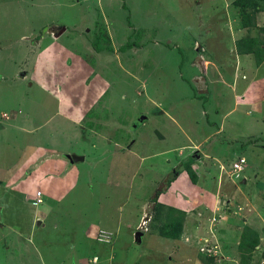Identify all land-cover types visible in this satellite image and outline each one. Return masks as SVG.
<instances>
[{
  "label": "rangeland",
  "instance_id": "1",
  "mask_svg": "<svg viewBox=\"0 0 264 264\" xmlns=\"http://www.w3.org/2000/svg\"><path fill=\"white\" fill-rule=\"evenodd\" d=\"M233 1L0 0V264H264V1Z\"/></svg>",
  "mask_w": 264,
  "mask_h": 264
},
{
  "label": "trees",
  "instance_id": "2",
  "mask_svg": "<svg viewBox=\"0 0 264 264\" xmlns=\"http://www.w3.org/2000/svg\"><path fill=\"white\" fill-rule=\"evenodd\" d=\"M264 0H234L232 2V6L236 8L237 10H245V9H251L252 15L256 11H260L262 8L259 6L258 2H262ZM259 8V9H258ZM240 24L243 28L248 27H254V21L253 17L250 16V14L241 11L240 14ZM261 32H264V28L259 29ZM95 40L93 43H91V48L93 51L98 52L100 48L99 47V38L98 32L95 33ZM263 42L259 40L258 38H249L248 43L246 44L247 50H240L238 49V54H250L252 53L255 57V62L258 63L264 59V45H262ZM239 46V44H238ZM232 165V164H231ZM185 171L188 174V178L191 181L192 184L195 183V175L191 172L189 167L183 168L180 166V170L178 171ZM176 172V170H175ZM178 174V173H177ZM167 222L164 223L162 226L158 229V234L160 237L170 240H176L179 238V234L182 227V221H183V212L169 208L168 214L166 215ZM258 244V234L255 230H252L249 227L243 228L242 232L239 236V242L237 244V247L240 251H244L246 253H250L253 248ZM211 257L210 259H212ZM209 259V261H210ZM206 260H208L206 258Z\"/></svg>",
  "mask_w": 264,
  "mask_h": 264
},
{
  "label": "water",
  "instance_id": "3",
  "mask_svg": "<svg viewBox=\"0 0 264 264\" xmlns=\"http://www.w3.org/2000/svg\"><path fill=\"white\" fill-rule=\"evenodd\" d=\"M63 30V29H60V31ZM59 31V32H60ZM145 117L142 116L138 119V123H140ZM65 158L69 161L68 163L71 164V163H74V162H78V161H82L83 158L82 157H76V156H69V155H65ZM38 224V222L36 223ZM140 233L136 232L135 235H134V242H138V236H139Z\"/></svg>",
  "mask_w": 264,
  "mask_h": 264
},
{
  "label": "built area",
  "instance_id": "4",
  "mask_svg": "<svg viewBox=\"0 0 264 264\" xmlns=\"http://www.w3.org/2000/svg\"><path fill=\"white\" fill-rule=\"evenodd\" d=\"M242 163V160H239V162L238 163H233L232 165H231V175L233 174V173H237V172H240L241 171V166H240V164ZM40 202V192H36L35 193V198H34V202H33V204H37V203H39Z\"/></svg>",
  "mask_w": 264,
  "mask_h": 264
},
{
  "label": "crops",
  "instance_id": "5",
  "mask_svg": "<svg viewBox=\"0 0 264 264\" xmlns=\"http://www.w3.org/2000/svg\"><path fill=\"white\" fill-rule=\"evenodd\" d=\"M57 39H58V38H57ZM57 39H56L55 41H57ZM52 42H54V41H52ZM76 57H78V56H76ZM20 75H21V77H22V76H23V77L25 76V74H23V73L20 74ZM92 82H93V81H92ZM99 84H100V83H99ZM99 84H94V86H98ZM59 116H60V115H59ZM60 117L63 118V119L66 118V117H64V116H62V115H61ZM63 157L65 158V155H63ZM65 159H66V158H65ZM66 161H67V160H66ZM66 161H65V162H66ZM82 161H83V160H82ZM82 161H78V162H82ZM63 163H64V162H63ZM74 163H77V162H74ZM71 164H73V163H71ZM61 165H62V164H61ZM37 191H39V190H37ZM37 191H35V192H37ZM39 192H40V191H39ZM40 193H41V192H40ZM41 196H42V195H41ZM33 199H34V198H33ZM36 205H37V204H36Z\"/></svg>",
  "mask_w": 264,
  "mask_h": 264
},
{
  "label": "clouds",
  "instance_id": "6",
  "mask_svg": "<svg viewBox=\"0 0 264 264\" xmlns=\"http://www.w3.org/2000/svg\"><path fill=\"white\" fill-rule=\"evenodd\" d=\"M60 31V30H59ZM238 163V162H237ZM242 164H243V161H242V163L240 164V166H241V171H242ZM240 171V172H241ZM230 173H231V170H230ZM39 192V191H38ZM36 193V192H35ZM40 196H41V194H40ZM34 198H35V194H34ZM33 202H34V199H33V201L31 202V204L32 205H36V204H33ZM39 203H41V198H40V202ZM39 203H37V204H39ZM101 235V234H100ZM104 241H107V240H104Z\"/></svg>",
  "mask_w": 264,
  "mask_h": 264
},
{
  "label": "flooded vegetation",
  "instance_id": "7",
  "mask_svg": "<svg viewBox=\"0 0 264 264\" xmlns=\"http://www.w3.org/2000/svg\"><path fill=\"white\" fill-rule=\"evenodd\" d=\"M76 1V0H75ZM60 29H52V31L50 32L52 35H54L55 37V34L59 32Z\"/></svg>",
  "mask_w": 264,
  "mask_h": 264
}]
</instances>
